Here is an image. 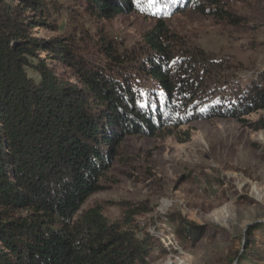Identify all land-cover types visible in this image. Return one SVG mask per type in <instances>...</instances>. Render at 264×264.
I'll return each instance as SVG.
<instances>
[{
    "label": "trees",
    "instance_id": "1",
    "mask_svg": "<svg viewBox=\"0 0 264 264\" xmlns=\"http://www.w3.org/2000/svg\"><path fill=\"white\" fill-rule=\"evenodd\" d=\"M82 1L99 20L139 12L137 0ZM48 7L46 0H0V264H144L161 244L133 218L151 208L129 204L113 223L100 203L84 205L103 189L128 136L264 109V71L244 90L232 85L222 62L179 52L167 25L185 9L237 26L247 18L226 0H153L147 16L157 23L141 51L119 52L109 40L100 64L69 38L36 32L57 30ZM169 221L183 245L205 235V225L181 213ZM236 261L264 264L263 223L249 225L218 264Z\"/></svg>",
    "mask_w": 264,
    "mask_h": 264
},
{
    "label": "rangeland",
    "instance_id": "2",
    "mask_svg": "<svg viewBox=\"0 0 264 264\" xmlns=\"http://www.w3.org/2000/svg\"><path fill=\"white\" fill-rule=\"evenodd\" d=\"M148 1L137 0L139 12L99 20L82 0H46L57 30L36 32L45 40L69 38L85 58L103 64L109 40L119 52L141 51L144 34L157 23L147 16L153 3ZM226 1L246 16V23L231 25L185 9L168 18L167 25L179 52L201 51L222 62L224 80L244 90L264 71V0ZM102 185L84 207L100 203L110 222H122L129 204L151 208L134 216V224L164 249L157 247L144 264H218L249 225L264 224V109L238 119L194 120L155 136H128ZM173 213L206 226L196 246L183 245L176 235L169 221Z\"/></svg>",
    "mask_w": 264,
    "mask_h": 264
},
{
    "label": "snow or ice",
    "instance_id": "3",
    "mask_svg": "<svg viewBox=\"0 0 264 264\" xmlns=\"http://www.w3.org/2000/svg\"><path fill=\"white\" fill-rule=\"evenodd\" d=\"M218 102V101H217Z\"/></svg>",
    "mask_w": 264,
    "mask_h": 264
}]
</instances>
